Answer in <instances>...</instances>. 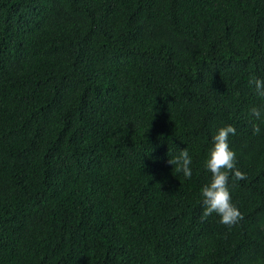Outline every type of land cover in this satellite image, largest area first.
Instances as JSON below:
<instances>
[{
  "label": "trees",
  "instance_id": "1",
  "mask_svg": "<svg viewBox=\"0 0 264 264\" xmlns=\"http://www.w3.org/2000/svg\"><path fill=\"white\" fill-rule=\"evenodd\" d=\"M256 79L264 0H0V264H264ZM228 125L231 227L201 196Z\"/></svg>",
  "mask_w": 264,
  "mask_h": 264
},
{
  "label": "clouds",
  "instance_id": "2",
  "mask_svg": "<svg viewBox=\"0 0 264 264\" xmlns=\"http://www.w3.org/2000/svg\"><path fill=\"white\" fill-rule=\"evenodd\" d=\"M255 85L257 94L264 98V80L251 81ZM251 115L264 122V106L253 108ZM253 132L259 135L261 132L258 124L253 125ZM236 134V129L228 125L218 130L213 137V148L205 163L206 169L211 173V181L201 189L204 212L202 218L213 214L218 215L220 222L226 226H234L243 219L238 208L232 203L229 190V179L246 180L247 176L237 168L236 153L230 148L229 137ZM174 170L180 171L186 178L192 177V159L186 149L180 150L179 155L168 160Z\"/></svg>",
  "mask_w": 264,
  "mask_h": 264
}]
</instances>
